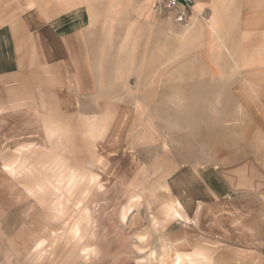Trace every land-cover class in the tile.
I'll return each mask as SVG.
<instances>
[{"label": "rangeland", "instance_id": "374dc122", "mask_svg": "<svg viewBox=\"0 0 264 264\" xmlns=\"http://www.w3.org/2000/svg\"><path fill=\"white\" fill-rule=\"evenodd\" d=\"M2 3L82 10L85 57L0 85V264H264V0Z\"/></svg>", "mask_w": 264, "mask_h": 264}, {"label": "crops", "instance_id": "0c3cea01", "mask_svg": "<svg viewBox=\"0 0 264 264\" xmlns=\"http://www.w3.org/2000/svg\"><path fill=\"white\" fill-rule=\"evenodd\" d=\"M57 11L42 15L30 9L23 18L0 21V85L12 91L26 89L35 80L37 63L51 70L65 68L66 73L83 68V12Z\"/></svg>", "mask_w": 264, "mask_h": 264}, {"label": "built area", "instance_id": "2783aa9c", "mask_svg": "<svg viewBox=\"0 0 264 264\" xmlns=\"http://www.w3.org/2000/svg\"><path fill=\"white\" fill-rule=\"evenodd\" d=\"M202 0H151L154 14L168 21L187 24L190 22L195 3Z\"/></svg>", "mask_w": 264, "mask_h": 264}]
</instances>
